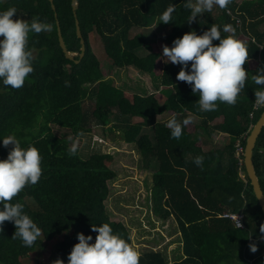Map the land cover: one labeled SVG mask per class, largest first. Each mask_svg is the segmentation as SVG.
I'll use <instances>...</instances> for the list:
<instances>
[{
  "label": "trees",
  "instance_id": "trees-1",
  "mask_svg": "<svg viewBox=\"0 0 264 264\" xmlns=\"http://www.w3.org/2000/svg\"><path fill=\"white\" fill-rule=\"evenodd\" d=\"M53 4L54 10L49 0H0V11L17 9L13 19L31 22L38 18L51 25V31L29 34L34 71L24 86L13 89L0 82V137L15 134L22 147L33 145L42 156L40 180L26 186L12 201L24 205L42 235L32 247H24L19 238H13L14 224L6 221L0 233V264H23L32 252L49 244L53 254L34 264H54L56 260L67 264L78 243L77 233L91 235L94 242L98 233L91 230L92 225L104 223L131 244L128 229L111 220L105 206L108 182L117 176L111 168L113 156L95 153L83 159L79 149L70 155L65 135L53 132L54 127L68 129L76 139L80 137L77 133L91 132L92 125L100 127L106 138L116 129L140 154L142 168L152 175L153 211L162 219L172 216L181 236L183 258L173 264H264V233L260 232L264 216L245 175L243 154L236 152L238 142L244 149L264 110V105L254 108V93L261 86L252 80L264 66V29H259L264 23V0H232L227 9L214 7L191 24L183 0H78L76 15L85 43L81 58L71 0H53ZM172 4L176 6L172 22L160 23V16ZM56 19L68 50L77 52L79 62L64 56ZM152 24L165 30L158 39L146 31L131 34ZM213 24L221 30L235 28L236 36L247 45L249 58L244 67L248 78L235 105L217 101L215 111L202 112L191 86L176 79L181 66L165 63L162 53L163 46L171 47L174 39L192 29L202 34ZM95 33L113 69L132 67L150 76L158 81L157 87L171 88L166 99L160 103L153 93H128L105 79L102 63L90 46ZM154 42L162 51L154 50ZM86 99L93 100L91 111L84 109ZM111 114L116 119L112 126ZM163 114L168 119L176 115L179 121L194 116L197 122L189 119L177 140L166 127L168 119L157 121ZM219 117L222 121L213 123ZM214 133L226 135L227 140L216 143ZM11 147L0 141V160L7 158ZM197 156L204 157L202 167L194 163ZM252 160L264 193V127ZM241 209L247 229L235 228L225 213ZM251 244L257 246L256 252L250 250ZM140 264L170 263L161 251L149 250L140 254Z\"/></svg>",
  "mask_w": 264,
  "mask_h": 264
},
{
  "label": "clouds",
  "instance_id": "clouds-1",
  "mask_svg": "<svg viewBox=\"0 0 264 264\" xmlns=\"http://www.w3.org/2000/svg\"><path fill=\"white\" fill-rule=\"evenodd\" d=\"M231 3L232 0H183V6L190 10L189 24L204 13L212 12L214 7L227 9ZM175 11L174 4L167 7L159 18L160 23L172 22ZM16 13L15 7L0 11V82L13 89L23 87L34 71L32 52L28 49L29 34L51 31V25L38 18H33L31 22L13 19ZM222 32L232 35L224 36ZM235 33L236 29L231 26H224L221 30L213 24L202 34L198 35L192 29L174 39L171 47L163 46L164 62L181 66L176 79L191 86L192 93L199 97L197 103L202 112L215 111L217 101L235 105L245 86L248 72L244 65L249 52L247 45ZM213 41L219 43L214 44ZM252 80L261 86L254 93V102L264 105V66L257 69ZM189 123V119L179 121L176 115H172L166 127L170 129L171 137L178 140L183 135V127ZM81 135L83 133H77V137ZM69 140L72 141L69 154L75 155L79 140L72 137ZM0 141L5 147L12 145L7 158L0 160V233H3L6 221L12 222L16 229L13 238H19L24 247H32L41 237L42 230L24 211L22 203L12 201L26 186L35 185L40 180L42 156L33 145L22 147L15 134L0 137ZM203 161V156L194 159L198 167H202ZM242 173L240 175L244 178L246 173L243 176ZM236 226L241 228L238 219ZM91 230L98 233L94 242L91 235L77 233L78 243L69 253L67 264H140V252L114 232L109 223L92 225ZM260 232L264 233V225L260 227ZM250 250L256 252L257 246L251 244ZM54 264H64V261L56 260Z\"/></svg>",
  "mask_w": 264,
  "mask_h": 264
},
{
  "label": "rangeland",
  "instance_id": "rangeland-1",
  "mask_svg": "<svg viewBox=\"0 0 264 264\" xmlns=\"http://www.w3.org/2000/svg\"><path fill=\"white\" fill-rule=\"evenodd\" d=\"M259 29H264V23L259 26ZM142 31L153 34L152 37L157 39L165 32L158 24H152L146 29L136 28L131 34L134 35ZM90 46L95 56L102 63L105 79L108 81L112 80L115 86L123 88L128 93H153L160 103L171 92L169 87L160 85L157 87L158 81L155 82L150 76L137 71L135 68L113 69L110 61L105 59L106 55L103 45L96 33L91 35ZM152 46L154 50L162 51V46L158 43L154 42ZM160 63L161 60H158V68ZM83 106L85 110L91 111L94 107L93 100L86 99L83 102ZM189 117L193 122H197L196 117ZM156 118L157 121H166L168 115L163 114ZM221 121L222 118L219 117L213 123ZM115 123V115L111 114L110 126ZM91 128V132L76 138L79 140V155L83 159L95 153H108L113 156L111 168L116 171L117 176L108 182L109 193L105 202L106 210L111 220L119 221L125 225L130 233L131 245L140 254L149 250H159L170 264L180 261L183 256L180 251V234L176 222L172 217L162 219L155 215L150 193L152 175L149 171L142 168L141 157L135 146L124 142L116 129H114V133H111L106 138L105 132L100 127L92 125ZM53 132L55 135H65V139L71 145L72 141L69 140V137L72 136L68 129L54 127ZM214 140L216 143H224L227 140V136L222 133H214ZM52 254V245L49 244L44 250L32 252L23 264H34L38 260L47 261Z\"/></svg>",
  "mask_w": 264,
  "mask_h": 264
},
{
  "label": "water",
  "instance_id": "water-1",
  "mask_svg": "<svg viewBox=\"0 0 264 264\" xmlns=\"http://www.w3.org/2000/svg\"><path fill=\"white\" fill-rule=\"evenodd\" d=\"M49 2L51 4V8L54 10L55 5L53 4V0H49ZM77 7H78V0H71V8H72L73 17L75 20L76 36L80 39V44H81V48H80L81 53L79 54V58H81L85 51V43H84V39L82 38L79 21L76 15ZM55 17H57V14H55ZM56 25H57L58 43H59V46L64 56L69 60L75 61L76 63L79 62L78 59H75V57L78 56L77 52L68 50L64 42V39L62 37L61 28L59 25V21L57 19H56ZM263 127H264V110L246 138V143H245V147L243 151V164H244L246 176L248 177L250 185L252 187L253 194L255 198L257 199L258 205L260 206L261 211L264 216V193H263V190L261 189V185H260L258 176L256 174L255 167H254L253 160H252L253 149L255 147L257 138L260 135Z\"/></svg>",
  "mask_w": 264,
  "mask_h": 264
},
{
  "label": "built area",
  "instance_id": "built-area-1",
  "mask_svg": "<svg viewBox=\"0 0 264 264\" xmlns=\"http://www.w3.org/2000/svg\"><path fill=\"white\" fill-rule=\"evenodd\" d=\"M260 105H254V108H258ZM237 150H236V152H237V155H240L241 153H243V147L238 143L237 144ZM229 216L233 219V221H234V223H235V225L237 224V219H238V221H239V223L241 224V227L243 226V224H242V219H243V216H242V214H229Z\"/></svg>",
  "mask_w": 264,
  "mask_h": 264
},
{
  "label": "crops",
  "instance_id": "crops-1",
  "mask_svg": "<svg viewBox=\"0 0 264 264\" xmlns=\"http://www.w3.org/2000/svg\"><path fill=\"white\" fill-rule=\"evenodd\" d=\"M225 213H229V214H242V216H243V219H242V224H243V226L240 228V229H247V227H246V224H245V219H244V214H243V210L241 209L239 212H230L229 210H227ZM223 214H220V215H218V216H222ZM170 217H172V216H170ZM159 218V217H158ZM173 218V217H172ZM174 219V218H173ZM176 222V221H175ZM233 222V221H232ZM234 225H235V223H233ZM176 226H177V224H176ZM235 228H238L236 225H235ZM177 229H178V227H177ZM179 231V230H178ZM180 234V233H179ZM262 240H263V242H264V237L262 238ZM180 251H181V253H182V242H181V236H180ZM182 256H183V253H182Z\"/></svg>",
  "mask_w": 264,
  "mask_h": 264
}]
</instances>
